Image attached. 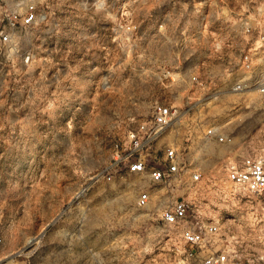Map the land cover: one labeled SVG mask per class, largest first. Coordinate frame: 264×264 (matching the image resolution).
Masks as SVG:
<instances>
[{"label": "rangeland", "instance_id": "1", "mask_svg": "<svg viewBox=\"0 0 264 264\" xmlns=\"http://www.w3.org/2000/svg\"><path fill=\"white\" fill-rule=\"evenodd\" d=\"M17 3L18 18L33 5L37 22L11 28ZM263 9L264 0H0V38L12 39L0 42V264H175L173 230L154 205L136 206L147 181L103 170L114 140L156 101L184 108L186 161L208 178L262 145L264 94L232 87L248 46L238 19L255 26ZM210 127L234 143L208 141ZM213 188L199 205L219 223L220 247L244 262L264 251V202Z\"/></svg>", "mask_w": 264, "mask_h": 264}, {"label": "built area", "instance_id": "2", "mask_svg": "<svg viewBox=\"0 0 264 264\" xmlns=\"http://www.w3.org/2000/svg\"><path fill=\"white\" fill-rule=\"evenodd\" d=\"M18 7L20 4H15L16 9H12L7 15L11 28H15L18 23L29 27L37 22L38 15L33 5L27 8L23 18H18ZM262 12L264 14V9ZM262 22L264 20L256 21L254 26L249 17L238 19L239 35L247 38L248 46L239 51L238 64L244 70L245 76L236 80L232 87L235 92L257 91L264 94ZM254 31L255 39L247 43L253 37ZM0 42L10 44L11 36L5 34ZM165 69V77L172 79V66L168 64ZM191 82L197 87L203 85L196 75L191 76ZM184 113V108L156 101L147 119L131 126L114 140L112 159L103 173L111 180L113 173L125 169L126 173L147 181L146 185L139 188L136 206L140 210H150L154 205L153 210L159 221L173 230L178 238L175 247L179 252L175 264H264L262 242L256 244L262 250L260 253L255 255L246 250L249 251L246 262L237 258L231 245L221 248L219 223L206 220L199 205L204 191L213 187L225 191L227 186L264 202V141L257 148H246L237 158L228 162L224 178L216 181L206 177L201 169L186 161L185 142L191 136L178 128L183 124ZM205 138L220 144L234 143L232 136L223 134L217 127H210Z\"/></svg>", "mask_w": 264, "mask_h": 264}, {"label": "crops", "instance_id": "3", "mask_svg": "<svg viewBox=\"0 0 264 264\" xmlns=\"http://www.w3.org/2000/svg\"><path fill=\"white\" fill-rule=\"evenodd\" d=\"M263 25H264V22L262 23ZM22 264H26L24 261H23V263Z\"/></svg>", "mask_w": 264, "mask_h": 264}]
</instances>
